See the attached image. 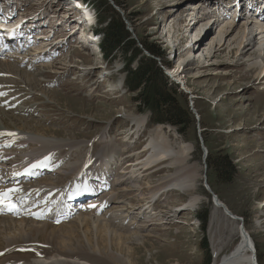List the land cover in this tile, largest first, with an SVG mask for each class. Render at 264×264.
<instances>
[{"label":"rangeland","instance_id":"374dc122","mask_svg":"<svg viewBox=\"0 0 264 264\" xmlns=\"http://www.w3.org/2000/svg\"><path fill=\"white\" fill-rule=\"evenodd\" d=\"M64 1L19 0L20 5L24 4L20 11L31 13L47 9V14L51 13L54 20H64L65 15L57 9L60 6L65 10L68 8ZM71 1L69 12L73 19L81 3ZM119 1L121 6H114L133 31L139 46L142 41L148 42L164 53L170 66L165 67L157 59L158 65L170 85L179 92L180 103L193 114L195 121L186 130L180 131L169 124L160 126L164 127L163 134L170 142L193 148L187 166L198 171L195 192L187 194L168 190L164 196L157 195L152 206L137 202L136 198H141L137 190L140 186L152 189L161 180L172 176L176 168L165 162L153 169H141L139 164L146 157L142 151L150 131L158 125L149 122L148 111L142 112L135 101L137 94L126 89L123 60L104 59L97 47L98 42L94 40L78 44L81 28L75 41L74 38L67 41L69 46L57 45L58 48L53 49L56 51L52 50L55 56L46 53L42 60L37 59L32 56L37 46L22 54L15 52L0 56V92L7 93L0 96V113L7 119L10 128H14H5L0 120V129L25 136L27 142L37 145L36 140L43 138L33 132L17 130L14 126L16 118L22 124L25 120H33L48 129L42 131L47 135L44 140L55 144L52 150H55V159H49L62 163L58 172L61 174L52 171L41 177L45 179L31 180V185L38 186L42 182L58 188L70 185L77 175L72 170L83 164L88 154H93L95 158L100 151H104L114 157L108 171L110 169L111 182L116 184L114 192L117 200L111 201L101 213H90L87 217L109 224L108 240L122 235L125 238L122 255L130 257L134 264H205L204 239L212 252L211 264H215L218 258L238 244L239 235L233 223L223 211L214 208L212 198L204 187L205 174L211 190L243 220L259 249L260 264H264V33H261L264 24L258 26L254 19L248 20L244 14L237 16V11L233 9L216 22L213 21L216 18L201 17L210 10L209 5L212 7L218 0ZM87 10L97 22L94 9L88 6ZM248 22L253 24L248 25L247 31L244 27ZM59 31L62 32L61 29ZM248 32L259 33V46L251 47L247 54L241 55L237 51L238 45L244 35L247 36L244 41L251 39ZM61 36H65L64 32ZM137 64L135 62L133 67ZM54 90L56 95L49 94ZM4 101L10 104L5 105ZM136 119H145L146 124L139 127ZM99 137H105L102 144ZM0 140V143L8 142ZM68 142H75L78 148L60 147ZM36 152L28 145L9 149L14 160ZM204 152H207L206 157ZM209 153L213 156L227 155L231 159L236 169L232 183H219L215 169L207 165ZM121 167L126 170L123 175L119 173ZM133 174L140 176L141 185L129 180ZM6 182L11 184L12 180ZM69 185L67 188H70ZM195 197L200 200L191 205ZM205 213L209 219L206 233L199 218ZM80 214L60 225L70 228V225L77 224L84 230L76 223ZM7 218L9 222L26 220L43 223L26 215ZM4 222H0V229L5 227ZM239 224L236 221V225ZM80 229L75 239L83 241L85 231ZM91 230V235L96 238L95 229ZM2 231L0 243H5L11 235L13 237L12 232ZM109 246L105 249L109 255L125 259L118 248L112 250ZM127 248H130V253L132 249V255L127 253Z\"/></svg>","mask_w":264,"mask_h":264},{"label":"bare ground","instance_id":"6f19581e","mask_svg":"<svg viewBox=\"0 0 264 264\" xmlns=\"http://www.w3.org/2000/svg\"><path fill=\"white\" fill-rule=\"evenodd\" d=\"M5 1L11 2L14 0H5ZM262 1L263 0H257V2L252 1V5L253 7L262 11L261 13L264 14V6L262 4ZM9 2H7L8 4L6 5V8L3 9V13H4L3 21L5 23L8 22V19L10 18L9 15L13 11V8L10 6ZM64 2H66L65 7L68 5V8H66V10L68 11H66L63 8V6H60L57 9L62 11V13L60 14L65 15L64 19L69 20L72 18L69 12V10L71 9L70 4H69L70 0H65ZM80 7H82V5H80ZM249 13H252V11ZM20 15L22 16L24 14H20ZM23 17L24 16H22L20 20H22ZM78 18L80 19V17ZM219 20H221V18L213 19V21L215 22ZM61 21H64V20H61ZM93 22H94V19L91 13L89 11H86L85 15L82 17V21L80 22L82 23V27H84V29L81 33V37L79 38V40H83L84 43L87 40L88 41L94 40L92 35L89 36L91 34L90 26L93 24ZM18 24H19V20L17 24H13V25H5V24L0 23V30L1 32L7 31V33L9 34L10 28H15V27L18 28ZM252 24L253 22H248L247 25L244 27V29L245 30L247 29L248 31L249 26H251ZM261 27L263 28V25H261ZM261 33H264V30ZM257 34L259 33L257 32ZM257 34L253 32H248V36H250L251 39L246 40V41H244V39L245 38L247 39V36L244 35L243 41L241 40V42L238 45V50H237L238 52H240L241 55L247 54L250 51L251 47L254 48L256 46H259L258 41H257ZM8 36L12 38V33H10ZM49 41H50L49 38L45 37V34L40 36L38 39H36L37 47L33 49V51L35 49L36 50L32 54V56L37 57V59H41L42 55H46V52H47L46 49L49 48L48 47ZM261 50L262 48H259V52H262ZM263 51H264V48H263ZM249 82H251V80ZM49 94L53 96V95H56L57 92L54 90L53 92H49ZM12 118H15V117H12ZM17 118H16V124L14 122V126L15 128H17V130H19L20 132H25V131L33 132L35 133L36 136L43 138V139L36 140L38 145L34 144L33 142L24 141L27 143L28 146L34 148L37 151L34 155H31V154L29 155V159H27V160H31L29 161L30 163L29 165L27 164L26 167H20V166L18 167L20 172L26 173L25 169L29 168L31 164L36 163L38 160H44L45 157H48V158L52 157L49 154L53 153L52 150L54 149L55 144L52 145V143H48L49 141L47 142L46 140H44V138H47V135L46 133L42 131H48L47 128L41 127L37 125V123L35 124L33 120H25L24 124H22L20 119H17ZM0 120L3 121V125L5 128L9 130L14 129V128H10L11 125L6 122L7 119L3 118L2 113H0ZM135 122L138 124L139 127L146 124L145 119H136ZM0 131L2 130L0 129ZM163 133H164V127L160 125L156 126L150 131L147 145L144 147V151H142L143 153H145V156H146L144 158L145 161L140 162L139 165H141V169L143 168L145 170H148V169H153L157 166H161L165 162H168L171 166L176 168V171L172 176L161 180L152 189H149V187L145 189V187L140 186V189H137L139 190V194L141 195V198L139 197L136 198L138 203L145 202L146 205L152 206L153 201L157 197V195L161 194V196H164L165 192H167L168 190L170 191L176 190L179 192L183 191V192H186L187 194H193V192H195L196 190L195 189L196 188V172L198 171H196L193 167L187 166V161L189 160V156L193 148L190 145H176L177 144L176 142H170L168 138L166 139ZM103 138L105 137L100 138L99 140L100 144L103 143V140H102ZM0 139H2V141H6V140H9L10 138L0 137ZM2 144L4 145L5 143H2ZM14 146H17V144L14 143ZM60 147L62 149L65 147L76 149L78 148V145L75 142H68V143L61 144ZM1 148H3L4 150H7L9 147L5 146ZM61 148L59 150H61ZM2 157H3V159L1 160L2 165L10 166V167L15 165L12 163V160H14L12 156L6 154V155H2ZM113 159L114 157L105 153L104 151H100V153H98L97 157L95 158L93 154H88L85 159L86 161L83 164H80V166L75 167V169L72 170L75 174H77L74 179V182H76L75 185L93 189L91 181L94 178H97L98 179L97 181L99 184L98 187H102L104 189V191L101 193V194H105L104 199L113 200L115 202V200H117L115 199L116 193L114 191L112 192L110 187L108 188L109 177L107 176V173L109 172L108 167L110 166L111 160ZM49 161L50 159L47 160L46 167H39L37 169H34L33 171L37 172V171H40L41 168L51 167L49 165ZM50 162L53 164V168L57 169L59 172L60 167H62L61 165L62 163H59V162L55 163L54 160ZM139 178L140 176L138 177L137 175L133 174L129 178V180L135 183L136 185L137 184L139 185L141 183ZM0 180L7 181L1 176V170H0ZM9 180H12V183L9 184L11 188L19 187L22 189L21 192L15 194L16 197H19V195L32 196L33 199H35L34 202L38 201L41 206L45 205L49 199L52 201V203H55L61 200L60 197L55 198L57 195H52L55 189L53 185L50 183L42 182L38 186H34L29 183H26L27 180L17 181V180H14L13 178H9ZM72 185H73V182L69 186L71 187ZM199 200L200 199L195 197V199L192 200L191 205L198 203ZM219 201L223 203L220 199ZM96 206L97 208H101V207L106 206V204L98 203ZM140 208H143V207H140ZM214 208L216 210L218 209V210L223 211L220 207H216L215 204H214ZM96 212L98 211L96 207H93V206H88L86 210L81 211V214H80L81 216L78 218L79 220L76 223H78V225L80 226H83L84 230H81L80 228H78V226H76L77 224L70 225V228H65L64 227L65 225H59V224L57 226L52 225V222H51L52 220L50 219L49 216H45V217L40 216L43 219V223H36L35 221L29 222L26 220H21V221L15 220V222L14 221L9 222L7 217H1L0 222L5 221L3 223V226L5 227L4 228L1 227L0 232L2 230H4L5 232H12L11 234H13V237L11 235L9 239L5 238V240L8 239L5 243H0V264H134L130 257H127L128 258L127 259L125 257L126 255L125 256L122 255V251H124L123 243H125L124 241L125 238L122 235L119 236L118 234L112 237L111 240L109 238L110 240L109 241L107 237L109 230H110L109 224L100 222L99 220L92 221V219L89 218L90 216L87 217L88 214L96 213ZM232 215L234 217H237L234 213H232ZM226 217L233 223L234 225L233 227L235 228L236 232L239 235V242L231 249V251H229V253L227 254L224 253L225 255L223 254L220 258H218L215 264H253L252 263L253 253L251 252L249 246L247 245V242H248L247 239L243 237L240 232V228H239L240 224L236 225L235 221H233L228 216ZM92 224L94 225V227H92ZM78 229H80L82 232L85 231V240L80 241V240L75 239V238H78L79 236ZM91 229H95L96 238H93L94 236L91 235V232H92ZM245 232L249 236L250 244L252 243L254 244V241L251 238L250 232L246 228H245ZM6 245H7V248H5ZM39 245H42L43 247H40ZM109 245H111L112 250H116L118 248L117 250L120 251L119 254L124 256L125 259L118 258L113 255H109V252L105 251L106 248L107 249L110 248ZM90 251H92L93 253ZM129 251H130V248H127V253L132 255L133 254L132 249H131V253ZM97 252L102 255H98Z\"/></svg>","mask_w":264,"mask_h":264},{"label":"trees","instance_id":"16d2710c","mask_svg":"<svg viewBox=\"0 0 264 264\" xmlns=\"http://www.w3.org/2000/svg\"><path fill=\"white\" fill-rule=\"evenodd\" d=\"M91 6L96 14L97 26L95 33L101 37L100 51L106 60L121 58L124 63L125 82L128 92L136 93L135 101L139 103L142 112L150 113L152 125L177 127L180 131L188 129L194 123L192 112L184 107L178 99V91L170 85L163 69L158 65L170 66L159 47L148 42L139 46L133 33L130 32L126 20L116 10L121 6L119 0H83ZM148 52L150 56L144 54ZM137 67H133L134 63ZM207 165L215 169L219 183L230 184L236 175L233 162L227 155L213 156L209 153ZM202 230L208 228L207 213L199 215ZM205 254V264L212 263V252L206 239L202 244ZM257 249L258 263L261 255Z\"/></svg>","mask_w":264,"mask_h":264},{"label":"snow or ice","instance_id":"6c2138e0","mask_svg":"<svg viewBox=\"0 0 264 264\" xmlns=\"http://www.w3.org/2000/svg\"><path fill=\"white\" fill-rule=\"evenodd\" d=\"M6 92H0V96H6ZM7 103V102H5ZM17 133L15 132H10V131H0V137H10L13 138L12 140L8 141L4 145H0V147L8 146L10 147L12 143L15 142V139L17 137ZM49 158L45 157L44 160H38L36 163L31 164V166L27 169H25V172L27 175H32L33 170L37 169L39 167H46L47 166V160ZM22 189L19 187L15 188H5V189H0V210L7 209L10 212H19V207L18 204L16 203L15 200V195L19 192H21Z\"/></svg>","mask_w":264,"mask_h":264},{"label":"water","instance_id":"95a60500","mask_svg":"<svg viewBox=\"0 0 264 264\" xmlns=\"http://www.w3.org/2000/svg\"><path fill=\"white\" fill-rule=\"evenodd\" d=\"M129 28V27H128ZM131 33H133V31L131 29H129ZM125 79V77H124ZM206 172H207V169H206ZM204 187L206 189V191L210 194L211 198H212V201L213 203L215 204L216 207H220L223 212L226 214V216H228L229 218H231L233 221H237L240 223V232L242 234L243 237H245L247 239V245L249 246L251 252L253 253V257H252V263L253 264H257V256H256V249L254 248V245L253 243L250 244V241H249V236L246 234L245 232V226H244V222L242 219L238 218V217H234L232 215V212L230 210H228V208L226 207V205L224 203H221L219 201V198L218 196L211 190L210 186L208 185V179H207V176L205 174L204 176Z\"/></svg>","mask_w":264,"mask_h":264}]
</instances>
